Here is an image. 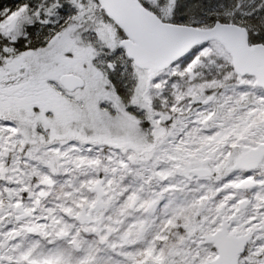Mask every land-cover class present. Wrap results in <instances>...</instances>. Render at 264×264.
I'll use <instances>...</instances> for the list:
<instances>
[{
  "label": "snow or ice",
  "instance_id": "snow-or-ice-1",
  "mask_svg": "<svg viewBox=\"0 0 264 264\" xmlns=\"http://www.w3.org/2000/svg\"><path fill=\"white\" fill-rule=\"evenodd\" d=\"M0 264H264V0H0Z\"/></svg>",
  "mask_w": 264,
  "mask_h": 264
},
{
  "label": "trees",
  "instance_id": "trees-1",
  "mask_svg": "<svg viewBox=\"0 0 264 264\" xmlns=\"http://www.w3.org/2000/svg\"><path fill=\"white\" fill-rule=\"evenodd\" d=\"M6 3H11V0H5Z\"/></svg>",
  "mask_w": 264,
  "mask_h": 264
}]
</instances>
